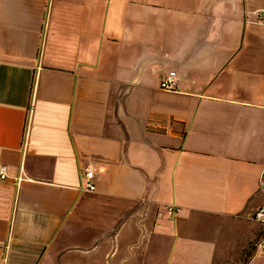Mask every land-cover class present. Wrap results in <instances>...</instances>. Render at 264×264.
<instances>
[{"label": "crops", "instance_id": "obj_1", "mask_svg": "<svg viewBox=\"0 0 264 264\" xmlns=\"http://www.w3.org/2000/svg\"><path fill=\"white\" fill-rule=\"evenodd\" d=\"M258 15L264 0H0V264H264Z\"/></svg>", "mask_w": 264, "mask_h": 264}, {"label": "built area", "instance_id": "obj_2", "mask_svg": "<svg viewBox=\"0 0 264 264\" xmlns=\"http://www.w3.org/2000/svg\"><path fill=\"white\" fill-rule=\"evenodd\" d=\"M264 17L263 15H258V17ZM176 75L175 72L170 71L166 73L164 76L160 77V82H159V87L165 92H177L176 88ZM83 179L85 181L84 187H83V192L85 193H93L95 191V185L93 183V177L94 173L90 168H86L83 171ZM7 175V167L4 165L0 164V181L4 180ZM259 189L262 195L264 196V172L262 174L261 182L259 183ZM174 210L169 209L168 210V215L172 216ZM250 219L252 221L257 222L258 225L262 227V233L257 240V242L254 243V252L264 254V199L263 203L259 206L256 207L250 215Z\"/></svg>", "mask_w": 264, "mask_h": 264}, {"label": "trees", "instance_id": "obj_3", "mask_svg": "<svg viewBox=\"0 0 264 264\" xmlns=\"http://www.w3.org/2000/svg\"><path fill=\"white\" fill-rule=\"evenodd\" d=\"M242 262H243V263H241V264H244V263H246V258H244Z\"/></svg>", "mask_w": 264, "mask_h": 264}]
</instances>
